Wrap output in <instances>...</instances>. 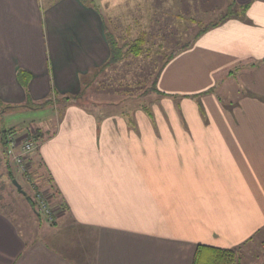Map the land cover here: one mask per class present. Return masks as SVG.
Returning a JSON list of instances; mask_svg holds the SVG:
<instances>
[{
	"label": "crops",
	"instance_id": "0c3cea01",
	"mask_svg": "<svg viewBox=\"0 0 264 264\" xmlns=\"http://www.w3.org/2000/svg\"><path fill=\"white\" fill-rule=\"evenodd\" d=\"M127 1L0 0V114L30 109L20 105L29 94L35 105L79 98L93 74L106 77L104 10ZM234 2L246 11L192 28V39L194 21L181 18L186 31L160 64L159 97L117 113L94 91L31 125L30 184L56 194L55 221L22 230L0 208V264H193L201 246L232 251L240 264L264 260V0ZM229 69L246 72L247 93L227 106L214 90ZM20 73L30 74L26 87ZM0 150L7 164L1 137Z\"/></svg>",
	"mask_w": 264,
	"mask_h": 264
},
{
	"label": "rangeland",
	"instance_id": "374dc122",
	"mask_svg": "<svg viewBox=\"0 0 264 264\" xmlns=\"http://www.w3.org/2000/svg\"><path fill=\"white\" fill-rule=\"evenodd\" d=\"M84 1L97 6L92 0ZM142 4L143 7L137 9L134 8V2L128 0L126 3L119 4L118 7L109 10L108 13H105L103 9L109 32L107 34L111 35L110 37H113L122 49V56L117 62L111 63V66L109 65L110 67L106 69V77L98 76L100 73L93 74L94 80H96L94 87H85L84 95H81L78 100L81 98L82 100L88 99L90 93L95 91L93 95L97 97L95 100H98L100 95L104 93L105 100L114 103L111 110L117 113L129 112L131 109L145 105L149 98L153 99L155 95L158 97L161 95L157 89L159 88L157 82L161 62L167 58L166 54H170L171 46L174 49L177 42L180 46L182 45L178 31L185 32L186 29L181 28V18L194 21L195 24L190 22L189 29L190 38L192 39L196 34L192 28L202 31L211 27L214 23L222 22L227 17H237L242 13L241 5L235 3L234 0H212L209 6L198 9L152 8V5H160L157 1H143ZM144 4H149V7L144 6ZM169 32L172 34L170 35ZM141 38L146 43L142 45L140 55L135 56L129 51L135 42ZM184 39L186 38L184 37ZM245 73H241L236 69L234 73H231L229 69L216 75L217 79L222 81V84L213 90L225 105L229 106L238 102L247 93L242 81V75ZM63 98L55 97L51 99L49 106L37 109L38 105H35L36 102L31 95H26V102L20 105L26 104L30 106V109L21 110L20 112L15 109L3 115L0 114V130L1 128L16 129L14 134L23 140H25V135L33 137L34 132L32 129L34 128L36 131L38 129L35 126L31 127V125H38L45 119L51 116L54 117L56 112L54 109L61 108L58 105L63 103L61 102ZM205 120H207L206 116ZM2 156H0L2 158L0 160V208L9 213L22 230L29 231L30 226H37L42 221L50 224L54 223L55 218L53 221H49L42 215L37 216L31 209L25 196L12 184V179L7 174V170L12 171L15 177L14 180H17L23 190L32 195L33 198L38 191L28 182L27 176H23L19 172L20 169L13 163L12 158L6 157L8 162L6 164V159H3L4 156ZM40 193L48 197L51 205L58 204V198H55L56 194L53 190L49 193L42 190ZM51 195L54 197H51ZM27 198L29 197L27 196ZM61 210H63V206H61ZM260 262L264 263V260L262 259Z\"/></svg>",
	"mask_w": 264,
	"mask_h": 264
},
{
	"label": "trees",
	"instance_id": "16d2710c",
	"mask_svg": "<svg viewBox=\"0 0 264 264\" xmlns=\"http://www.w3.org/2000/svg\"><path fill=\"white\" fill-rule=\"evenodd\" d=\"M247 7L248 6H244V7L241 6L242 12H245ZM228 19L229 18L227 17L226 19H223L222 22L220 21V23H214V24L211 25L210 28H215L218 25H220L221 23L227 21ZM106 35H107V38H108V41H109V44H110V47H111V53H112L111 60L109 61V64H108V65H110L111 63L117 62L119 59H121V56H122L121 55V52H122L121 50L122 49H120V47L116 43L115 39L113 37H110L111 35H109V34H106ZM142 43H143V39L141 38V39H139L138 41L135 42V44L131 47L129 52H132L133 54H135V56L140 55V52L142 50L141 47L143 45ZM29 75L30 74H28V73H20L19 74V80L25 87L27 86V84L30 81L29 80L30 79ZM51 99H53V98H50L48 101H46L43 104H39L37 107L49 106V104L51 103ZM63 100L66 101V102L75 101V100L78 101V97H76V96H66V97L63 98ZM15 132H16L15 129L3 130L1 132V136L0 137H1L2 144H3L4 152H5L6 147H7L8 136L10 134H14ZM35 135L32 138L36 140L37 137ZM38 172L39 171H37V173ZM32 175H34V173H32L31 169H30L27 178H28V182L29 183L31 182L33 184L34 180H33V178H31ZM9 177H10V179H12L11 182L13 184V180H14L15 177L13 176L11 171H10ZM33 186L35 188V185H33ZM35 190H37L38 192L42 191L41 190V186L37 185ZM27 196L29 197L30 202H28L27 200L26 201L29 203L31 209L35 212V214L37 216H40L41 214L38 211V208L36 206L34 198L32 197V195H30L28 193H27ZM27 196H25V199H27ZM193 264H240V263L238 262V258L236 256V254L234 252H232V251H226V250H222V249L215 248V247H210V246H201L196 251V254H195L194 260H193Z\"/></svg>",
	"mask_w": 264,
	"mask_h": 264
},
{
	"label": "built area",
	"instance_id": "2783aa9c",
	"mask_svg": "<svg viewBox=\"0 0 264 264\" xmlns=\"http://www.w3.org/2000/svg\"><path fill=\"white\" fill-rule=\"evenodd\" d=\"M24 138L25 140L18 138L16 134H10L7 140L6 152L8 157L12 158L13 163L20 169L19 172L23 176H28L30 170L28 158L37 150L38 143L30 135H26ZM34 200L39 213L47 220L53 221L56 216V210L50 204L48 197L36 192Z\"/></svg>",
	"mask_w": 264,
	"mask_h": 264
},
{
	"label": "water",
	"instance_id": "95a60500",
	"mask_svg": "<svg viewBox=\"0 0 264 264\" xmlns=\"http://www.w3.org/2000/svg\"><path fill=\"white\" fill-rule=\"evenodd\" d=\"M13 184L16 186L17 190L23 194V196H26V192L23 190L22 186L19 184L17 180H13ZM28 202H30L29 198H27Z\"/></svg>",
	"mask_w": 264,
	"mask_h": 264
}]
</instances>
